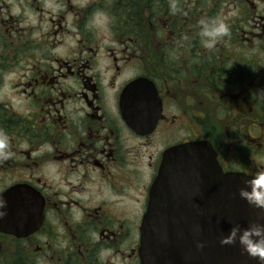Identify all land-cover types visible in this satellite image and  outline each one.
Instances as JSON below:
<instances>
[{
  "label": "flooded vegetation",
  "instance_id": "1",
  "mask_svg": "<svg viewBox=\"0 0 264 264\" xmlns=\"http://www.w3.org/2000/svg\"><path fill=\"white\" fill-rule=\"evenodd\" d=\"M0 0V264H142L164 156L264 169V0ZM231 35L214 50L202 16ZM187 37L188 39H185Z\"/></svg>",
  "mask_w": 264,
  "mask_h": 264
},
{
  "label": "water",
  "instance_id": "2",
  "mask_svg": "<svg viewBox=\"0 0 264 264\" xmlns=\"http://www.w3.org/2000/svg\"><path fill=\"white\" fill-rule=\"evenodd\" d=\"M243 181L222 174L198 143L167 151L140 227L142 264H258L238 243H220L234 224L264 223V210L240 197Z\"/></svg>",
  "mask_w": 264,
  "mask_h": 264
},
{
  "label": "clouds",
  "instance_id": "3",
  "mask_svg": "<svg viewBox=\"0 0 264 264\" xmlns=\"http://www.w3.org/2000/svg\"><path fill=\"white\" fill-rule=\"evenodd\" d=\"M168 10L171 15L181 13L179 0H168ZM196 35L200 45L206 50H214L218 44L230 37V25L222 16H202L196 24ZM185 39H188L185 37ZM264 96V89L256 90ZM12 156L10 141L6 133L0 132V160H8ZM245 187L239 189L240 197L255 209L264 210V169L258 170L250 179L243 181ZM7 201L0 194V220L6 216ZM222 245L240 246L242 252L264 264V223L253 220L247 227L234 224L226 236L220 239ZM197 249H203L204 243L197 242Z\"/></svg>",
  "mask_w": 264,
  "mask_h": 264
}]
</instances>
